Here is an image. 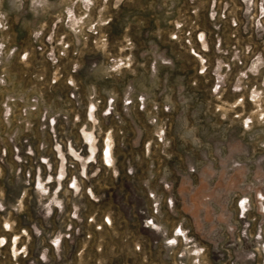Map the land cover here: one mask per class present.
Listing matches in <instances>:
<instances>
[{
    "label": "rangeland",
    "instance_id": "374dc122",
    "mask_svg": "<svg viewBox=\"0 0 264 264\" xmlns=\"http://www.w3.org/2000/svg\"><path fill=\"white\" fill-rule=\"evenodd\" d=\"M0 264H264V0H0Z\"/></svg>",
    "mask_w": 264,
    "mask_h": 264
},
{
    "label": "crops",
    "instance_id": "0c3cea01",
    "mask_svg": "<svg viewBox=\"0 0 264 264\" xmlns=\"http://www.w3.org/2000/svg\"><path fill=\"white\" fill-rule=\"evenodd\" d=\"M107 145H109L108 142H106V147H105V151H104V155H105V160L106 162H108L109 160L107 159V155L109 154V150H110V147L108 149L107 148Z\"/></svg>",
    "mask_w": 264,
    "mask_h": 264
},
{
    "label": "bare ground",
    "instance_id": "6f19581e",
    "mask_svg": "<svg viewBox=\"0 0 264 264\" xmlns=\"http://www.w3.org/2000/svg\"><path fill=\"white\" fill-rule=\"evenodd\" d=\"M109 148V145H107V148L106 149H108Z\"/></svg>",
    "mask_w": 264,
    "mask_h": 264
}]
</instances>
